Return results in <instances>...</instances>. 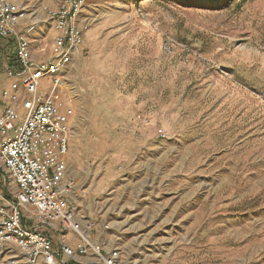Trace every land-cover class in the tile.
<instances>
[{
    "label": "rangeland",
    "instance_id": "rangeland-1",
    "mask_svg": "<svg viewBox=\"0 0 264 264\" xmlns=\"http://www.w3.org/2000/svg\"><path fill=\"white\" fill-rule=\"evenodd\" d=\"M13 1L42 59L64 0ZM76 23L60 103L92 239L127 264H264V0H82Z\"/></svg>",
    "mask_w": 264,
    "mask_h": 264
},
{
    "label": "built area",
    "instance_id": "built-area-1",
    "mask_svg": "<svg viewBox=\"0 0 264 264\" xmlns=\"http://www.w3.org/2000/svg\"><path fill=\"white\" fill-rule=\"evenodd\" d=\"M81 8L82 0H64L46 10L56 34L39 59L32 56L36 23L27 9L0 0V41L12 46L7 73L18 76L2 90L0 264H127L120 246H98L92 239L91 222L76 208L78 186L68 173L73 111L60 97L83 42L76 23Z\"/></svg>",
    "mask_w": 264,
    "mask_h": 264
},
{
    "label": "crops",
    "instance_id": "crops-1",
    "mask_svg": "<svg viewBox=\"0 0 264 264\" xmlns=\"http://www.w3.org/2000/svg\"><path fill=\"white\" fill-rule=\"evenodd\" d=\"M55 34H56V31L52 28L51 30L48 31V35L47 36L50 35L51 39H53L52 37H54ZM43 36H44V34L41 33L39 38L41 39V37L43 38ZM34 55H35L36 58H39V53L37 51H35V50H34ZM4 77H5V79H4ZM13 78L12 77H8V76H6L4 74H0V85H1L0 86V111H1V109L3 107V102H2V99H1V92H2L3 89L7 88L11 84L12 81H15V80L18 79V77H13ZM0 186H1V184H0ZM68 236L70 237V239L73 237L71 234H69Z\"/></svg>",
    "mask_w": 264,
    "mask_h": 264
}]
</instances>
